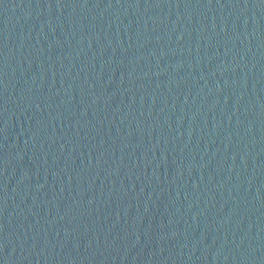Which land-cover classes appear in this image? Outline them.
<instances>
[{
  "label": "water",
  "instance_id": "obj_1",
  "mask_svg": "<svg viewBox=\"0 0 264 264\" xmlns=\"http://www.w3.org/2000/svg\"><path fill=\"white\" fill-rule=\"evenodd\" d=\"M0 264H264V0H0Z\"/></svg>",
  "mask_w": 264,
  "mask_h": 264
}]
</instances>
